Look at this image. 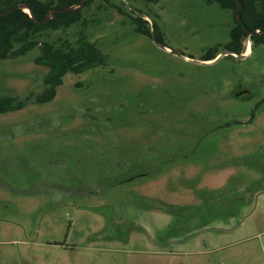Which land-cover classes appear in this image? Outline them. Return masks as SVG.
<instances>
[{
    "label": "rangeland",
    "instance_id": "obj_1",
    "mask_svg": "<svg viewBox=\"0 0 264 264\" xmlns=\"http://www.w3.org/2000/svg\"><path fill=\"white\" fill-rule=\"evenodd\" d=\"M232 12L95 0L85 23L36 36L107 56L46 103L40 45L0 59V96L24 102L0 114V264H264V44L202 60Z\"/></svg>",
    "mask_w": 264,
    "mask_h": 264
},
{
    "label": "trees",
    "instance_id": "obj_2",
    "mask_svg": "<svg viewBox=\"0 0 264 264\" xmlns=\"http://www.w3.org/2000/svg\"><path fill=\"white\" fill-rule=\"evenodd\" d=\"M142 1L159 2L160 0ZM207 1L210 3L217 2L222 7L232 9L233 12L239 10V20L235 19L236 25L230 30L231 39L227 44V48L237 53H243L245 48L243 41L246 38L251 39L253 46L256 43L264 44V32L258 36H249L244 28L246 26L250 30L260 29L264 31V15L258 6V0H241L243 8H240L237 0ZM80 2L81 0H0L1 12L14 7L18 3H25L32 6L37 19L40 21L36 22L19 8L5 16H0V59L18 58L40 45L41 55L36 61L38 64L50 68L48 76L45 78L47 87L41 94L35 96L34 102L46 103L52 101L58 94V87L63 83V78L68 72L81 73L99 65H105L107 61L105 53L96 46V43L88 41L84 35L78 38L75 46L71 45L70 42L56 46L51 41L42 42L36 37L48 29H65L76 23L84 22L82 9L92 6L95 0H86L83 8L72 12H56L49 21L42 22L50 9L64 8ZM131 12L133 11L131 10ZM134 21L138 24L137 31L151 36V26L148 25V21L140 18L138 14L134 16ZM144 23H147V25ZM154 23L156 25L155 29L158 31L157 22ZM157 38L160 39L159 36ZM159 42L163 43L160 40ZM16 44H18L17 47ZM216 53V49L208 50L203 59L210 61L216 57ZM23 106L24 102L18 101L15 97L0 96V114L17 111Z\"/></svg>",
    "mask_w": 264,
    "mask_h": 264
},
{
    "label": "water",
    "instance_id": "obj_3",
    "mask_svg": "<svg viewBox=\"0 0 264 264\" xmlns=\"http://www.w3.org/2000/svg\"><path fill=\"white\" fill-rule=\"evenodd\" d=\"M238 1V3H239V5H240V8H243V4H242V1L241 0H237ZM85 3H86V0H81V2L79 3V4H75V5H69V6H67V7H64V8H59V9H50L49 10V12H48V14L46 15V17L42 20V22H47V21H49L53 16H54V14L56 13V12H65V11H75V10H78V9H81V8H83L84 7V5H85ZM129 7V6H128ZM17 8H19L20 10H22L23 12H25V13H27L30 17H32L34 20H36V22H40L38 19H37V17H36V14L34 13V10L32 9V6H30V5H28V4H25V3H21V4H17V5H15L14 7H11V8H9V9H7V10H4V11H0V16L2 17V16H5V15H7V14H9V13H11L12 11H14L15 9H17ZM131 8V7H130ZM133 9V8H132ZM238 13H239V10H237L236 11V13H235V15H236V18L239 20V16H238ZM140 16H142V17H146L145 15H143V14H141L140 13ZM244 28H245V32L249 35V36H252V35H254V36H258V35H261V34H263V32L264 31H262V30H259V29H257V30H250V29H248L246 26H244ZM151 30H152V38H153V40H154V42L157 44V46H159L160 48H163V49H166V45H163V44H161L159 41H158V39H157V37H156V31H155V26L153 25L152 26V28H151ZM224 54H226V55H234V56H237V57H240V58H246V54H244V53H237V52H234V51H232V50H230V49H226V48H224L223 50H222V52H221V55H224Z\"/></svg>",
    "mask_w": 264,
    "mask_h": 264
},
{
    "label": "flooded vegetation",
    "instance_id": "obj_4",
    "mask_svg": "<svg viewBox=\"0 0 264 264\" xmlns=\"http://www.w3.org/2000/svg\"><path fill=\"white\" fill-rule=\"evenodd\" d=\"M206 1H207V0H206ZM207 2H208V1H207ZM260 2H261V0H258V6H259V8L261 9V8H262V4H261ZM209 3H210V2H209ZM213 3H214V2H213ZM242 4H243V3H242ZM84 6H85V5H84ZM262 9H263V8H262ZM262 9H261V10H262ZM132 11H133V13H134L135 15H137V14L140 15V11H137L136 9H133ZM262 11H263V15H264V10H262ZM232 13H233V16H234V21H235V19H237V18H235V17H236V15H235L236 11H235V12H232ZM141 14H142V13H141ZM135 15H134V16H135ZM143 15H144V14H143ZM145 16H146V17H142V16H140V18H142V19L148 21V22H149L148 25L151 26V28H152L153 25H154L155 28H156V25H155V23H154V22H156V21L153 20V22H152V21L150 22L149 20H147V19H149L148 16H147V14H146ZM144 24L147 25V23H144ZM235 25H236V22H235ZM137 27H138V24H137ZM135 28H136V27H135ZM259 30H260V29H259ZM155 31H156V29H155ZM148 36H149V35H148ZM150 37L152 38V30H151V36H150ZM156 37H157V31H156ZM157 39H158V38H157ZM246 39H247V42H246V40L243 41V43H244V45H245L244 52H243L244 54H247V51H249V49H248V48H249V43H251V47L254 48V46H255V45L253 46V42L251 41L250 38H246ZM158 40H159V39H158ZM160 43H161V42H160ZM227 44H228V43H227ZM227 44L225 45L224 48L229 49V48H227ZM224 48H223V49H224ZM253 48H252V50H253ZM212 49H215V48H208L207 51H208V50H212ZM214 51H215V50H214ZM216 51H217V53H216L215 56L217 57L219 54H221V51H219V50H217V49H216ZM248 53H249V52H248ZM204 55H205V54H204ZM216 57H215V58H216ZM215 58H214V59H215ZM202 60L207 61V60H205V59H202ZM212 60H213V59H212ZM212 60H210V61H212ZM232 95H233V96H237L238 98L241 97V96H243V97L245 96V95H243V91H240V92H239V91H234V92L232 93Z\"/></svg>",
    "mask_w": 264,
    "mask_h": 264
},
{
    "label": "crops",
    "instance_id": "obj_5",
    "mask_svg": "<svg viewBox=\"0 0 264 264\" xmlns=\"http://www.w3.org/2000/svg\"><path fill=\"white\" fill-rule=\"evenodd\" d=\"M252 48H253V47H250V48H249V51H247V54H246V55L250 54V53H248V52H251V51H252ZM210 62H211V61H210Z\"/></svg>",
    "mask_w": 264,
    "mask_h": 264
},
{
    "label": "bare ground",
    "instance_id": "obj_6",
    "mask_svg": "<svg viewBox=\"0 0 264 264\" xmlns=\"http://www.w3.org/2000/svg\"><path fill=\"white\" fill-rule=\"evenodd\" d=\"M250 47H251V43H249V48H250ZM249 48H248V49H249Z\"/></svg>",
    "mask_w": 264,
    "mask_h": 264
}]
</instances>
